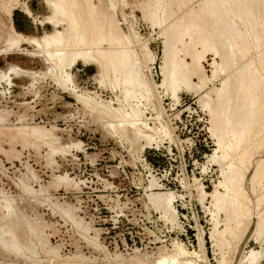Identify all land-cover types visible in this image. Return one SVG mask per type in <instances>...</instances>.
I'll use <instances>...</instances> for the list:
<instances>
[{
	"label": "rangeland",
	"instance_id": "374dc122",
	"mask_svg": "<svg viewBox=\"0 0 264 264\" xmlns=\"http://www.w3.org/2000/svg\"><path fill=\"white\" fill-rule=\"evenodd\" d=\"M50 1L0 0V264H264V0H72L81 47L47 43L67 29ZM187 30L213 32L203 73L223 69L175 99L160 66L166 47L190 63Z\"/></svg>",
	"mask_w": 264,
	"mask_h": 264
},
{
	"label": "bare ground",
	"instance_id": "6f19581e",
	"mask_svg": "<svg viewBox=\"0 0 264 264\" xmlns=\"http://www.w3.org/2000/svg\"><path fill=\"white\" fill-rule=\"evenodd\" d=\"M76 2H78V1H76ZM231 2V1H230ZM247 3V2H246ZM48 4H49V7H51V11H52V15L50 16V18H49V21H51L53 24H56L57 25V23L59 22L60 23V19H57V17H63L62 18V21H66V23H67V29L65 30V31H62V32H60V31H57V32H55L53 35H52V37H54V39L52 40L51 38H48V40H47V38L45 39V40H47V43H48V41H51V43L49 42V44H52V42L55 44V45H59L60 47H61V42L62 41H64V44L66 43V44H72V43H75V42H77L76 44H78V43H80L78 46H80L81 45V40L83 41V42H85L84 44H87L86 43V41L87 40H89V39H86V40H84L85 38L83 37V35H81V33L83 32L84 33V31L82 30L83 28H81L82 26H80V23L78 22V18L77 17H81V15H80V11H77V9H76V4L74 3V1H72V0H52V1H50V2H48ZM78 4V3H77ZM219 4V3H218ZM228 4V3H227ZM78 6V5H77ZM80 6H82V3H81V5ZM80 8H82V7H80ZM84 9H85V7H84ZM218 9V8H217ZM230 10V9H229ZM82 11H83V8H82ZM85 11H87V10H85ZM84 12V11H83ZM214 11L212 10V13H213ZM79 13V14H78ZM252 13V12H251ZM87 14V13H86ZM222 14V13H221ZM31 15V14H30ZM84 15V14H83ZM90 16V15H89ZM64 17L66 18V19H64ZM91 17V16H90ZM217 18L218 17H215L214 19H216L217 20ZM226 18V17H225ZM224 18V19H225ZM246 18V17H245ZM219 20V19H218ZM222 22V21H221ZM186 23V22H185ZM184 23V24H185ZM188 23V22H187ZM214 23V22H213ZM226 24V23H225ZM188 25V24H187ZM89 28V27H88ZM195 28H196V26H195ZM216 28V27H215ZM86 29V28H85ZM198 29V28H197ZM224 29V28H223ZM87 31V30H86ZM90 31V30H89ZM198 31V30H197ZM91 32V31H90ZM187 33H186V35H188L189 36V41L188 42H186V43H184V42H181V44H182V47H181V49H180V52H182L183 53V55L185 56V57H189L190 58V63H186V62H184V60L183 59H180L178 56H177V52H175V56H171V55H168V54H170L171 52L170 51H168V48L166 47L165 49H164V56H163V61H162V64H161V66H160V68H161V74H162V76H163V79H162V85H168V84H172L173 86H172V97L173 98H175L176 99V93H177V90H178V87H179V84L178 83H180L179 81H178V79H180V77H184L185 76V72L186 73H188L190 76H196L197 78H198V85L199 86H202L203 87V85L205 84V82L209 79V80H213L214 78H216L217 76H218V73H219V71H221L222 69H223V67L221 66V64L220 63H218V62H216V61H212V63H211V74H210V76L209 77H207L204 73H203V66H202V60L203 59H205V55L207 54V53H214L215 54V51L217 50L216 48H217V42L213 39V36H214V34H213V32H212V34H209V33H206V32H203V31H198V33H195L194 31H189L188 32V30L186 31ZM223 32V31H222ZM231 32V31H230ZM13 33H15V34H17L18 35V37H20V39H22L23 38V36L21 35V34H18V33H16L15 31L13 32ZM184 34H185V32H184ZM220 34V33H219ZM226 34H228V33H226ZM233 34V33H232ZM85 35H86V32H85ZM95 35V34H94ZM225 36V33L223 32L222 33V36ZM87 36V35H86ZM85 36V37H86ZM88 37V36H87ZM244 37V36H243ZM82 38H84V39H82ZM108 38V37H107ZM227 38H229V37H227ZM91 39V38H90ZM99 39V38H98ZM97 36H96V41L95 40H93V42L95 41V43L97 42V43H99L97 40ZM101 39H102V37H101ZM217 40V39H216ZM91 41H92V39H91ZM99 41H101L100 39H99ZM103 41V40H102ZM109 41H112V40H109ZM108 40H107V42H109ZM113 41H115V40H113ZM219 41V40H218ZM232 41V40H231ZM15 42V41H14ZM19 42V41H18ZM88 42V41H87ZM90 42V41H89ZM88 42V43H89ZM104 42V41H103ZM167 42V41H166ZM92 42H90V44H91ZM109 43H112V42H109ZM108 43V44H109ZM17 44V43H16ZM53 44V45H54ZM63 44V43H62ZM94 44V43H93ZM93 44H91V45H89V46H92ZM113 44V43H112ZM45 45V44H44ZM48 45V44H47ZM83 45V44H82ZM81 45V46H82ZM94 45H96V44H94ZM17 46V45H16ZM67 46V45H66ZM80 46V47H81ZM85 46V45H84ZM83 46V47H84ZM88 46V47H89ZM198 46H200V49L198 50L197 49V47ZM53 47V46H52ZM124 47V46H123ZM222 47V46H221ZM226 47V46H225ZM231 47H232V45H231ZM230 47V48H231ZM57 48V47H56ZM66 48V47H65ZM77 48V47H76ZM87 48V47H86ZM233 48H234V46H233ZM232 48V49H233ZM244 48V47H243ZM246 48V47H245ZM68 49V48H67ZM247 49V48H246ZM76 50V49H75ZM78 50V49H77ZM69 51V50H68ZM79 51V50H78ZM120 51H122V50H120ZM71 52V51H70ZM117 52V51H116ZM115 52V53H116ZM217 52V51H216ZM232 52V51H231ZM102 53V52H101ZM108 53V52H107ZM111 53V52H110ZM110 53H108L107 55H105L106 56V60L105 61H103L102 59L101 60H99V59H93L90 55H91V53H89L90 55H88L87 54V52H72V54L70 55V53H67L66 55H70V57L72 58H70V57H68V58H70L71 60H69V61H71L72 63L73 62H75V60L78 58V57H80V59H82V60H84V63L86 62V63H92L93 65H96L100 70L101 69H104V68H106V67H109V66H111L112 67V70H119L120 69V72L121 73H126V71H128V70H126V67H122L123 66V64H128V62H124V60L122 59V57L124 56V55H122L121 53L119 54V55H121L122 57L120 58H118V56L116 57V55L115 54H110ZM173 53V52H172ZM171 53V54H172ZM224 53V52H223ZM226 53V52H225ZM174 54V53H173ZM222 54V53H221ZM237 54V53H236ZM235 54V55H236ZM98 55V54H97ZM90 56V57H89ZM104 56V57H105ZM62 57H63V54L61 55V59H62ZM95 57V56H94ZM101 57H103V56H101ZM217 57V56H216ZM238 57V56H237ZM56 58V57H55ZM96 58H99V56L98 57H96ZM226 58V57H225ZM60 59V58H59ZM58 59V60H59ZM67 59V58H66ZM126 59V58H125ZM67 60V61H68ZM122 60H123V62H122ZM264 60V59H263ZM55 61V60H54ZM128 61V60H127ZM224 61V60H223ZM64 62V61H63ZM70 62V63H71ZM232 62V61H231ZM69 63V62H68ZM71 63V64H72ZM63 64H65V63H63ZM63 64H58V65H63ZM66 65V64H65ZM109 65V66H108ZM133 65V64H132ZM128 66H130L131 67V65H127V67ZM225 66V65H224ZM132 68V67H131ZM249 68V67H248ZM243 69V68H242ZM245 69H246V67H245ZM114 70V71H115ZM126 70V71H125ZM247 70V69H246ZM245 70V73L247 72ZM250 70H251V68H250ZM134 71V70H133ZM252 71V70H251ZM240 72V71H239ZM242 72H244V70L242 71ZM253 72V71H252ZM124 73V74H125ZM223 73V72H222ZM255 73V72H254ZM59 74V73H58ZM123 74V75H124ZM235 74V73H234ZM242 74H244V73H242ZM247 74V73H246ZM1 75H3V74H1L0 73V76ZM7 75V74H6ZM128 75V74H127ZM248 75H249V70H248ZM250 75H251V73H250ZM253 75V74H252ZM4 76V75H3ZM255 76V75H254ZM118 77V76H117ZM242 77H243V75H242ZM241 77V78H242ZM247 77V76H246ZM256 78H253L254 79V81H255V85L253 86V89L251 90V92H249V90L251 89V87L252 86H250V85H248L247 87H245V90H246V88H247V90H248V93H250L249 95H252L251 93L254 91H257V90H260L261 88H262V86H261V83L258 81V77L257 76H255ZM185 79H186V76L184 77ZM183 78V79H184ZM232 78V77H231ZM237 78V77H236ZM245 77H243V79H244ZM248 78H249V76H248ZM126 79V78H125ZM187 79H189V77L187 76ZM186 79V80H187ZM252 79V80H253ZM122 80H124V79H122ZM227 80V79H226ZM240 80V79H239ZM239 80H235V81H239ZM245 80V79H244ZM244 80H242V81H244ZM249 80V79H248ZM251 80V79H250ZM249 80V81H250ZM251 80V81H252ZM184 81V80H183ZM188 81V80H187ZM187 81H185L186 82V85H187ZM230 81V80H229ZM229 81L227 80V83H229ZM247 81V80H246ZM248 81V82H249ZM261 81V80H260ZM234 82V81H233ZM241 82V80L239 81V83ZM248 82H247V84H248ZM253 82V81H252ZM226 83V82H225ZM238 83V84H239ZM243 83V82H242ZM246 83V82H245ZM177 84H178V87H177ZM182 84V83H181ZM185 84V83H184ZM241 84V83H240ZM251 84V83H250ZM263 84V83H262ZM235 85V84H234ZM251 85H253V84H251ZM224 87L221 89V90H219V94H217V97H219L220 98V96L221 95H223V97H224V95H226L227 96V91L228 92H230L229 91V89L227 90V87H225L226 85L224 84L223 85ZM229 86V85H228ZM231 86V85H230ZM244 86V85H243ZM164 87V86H163ZM237 88V87H236ZM235 88V89H236ZM250 88V89H249ZM234 89V90H235ZM238 89H240V88H237V90ZM242 89V88H241ZM244 89V88H243ZM169 90V89H168ZM237 90H236V92H237ZM262 90V89H261ZM263 90H264V87H263ZM261 91L260 92V94L262 95H264V91ZM247 92V91H246ZM216 93H218V92H216ZM241 93V92H240ZM257 93V92H256ZM246 94V93H245ZM240 94H239V92L237 93V96L236 97H238ZM254 95V94H253ZM225 96V97H226ZM257 96V95H256ZM178 97V96H177ZM227 97H229V96H227ZM241 97H242V95H241ZM240 97V98H241ZM253 97H255V96H253ZM240 98H238V99H240ZM261 98H263L264 99V97H261ZM222 99V98H221ZM237 99V98H236ZM242 99H245V98H242ZM255 99V98H254ZM257 99V98H256ZM255 99V100H256ZM202 100H207L208 101V99H206V97H202L201 99H200V101H202ZM224 100V99H223ZM226 100H227V102H226V104L224 105L223 104V108H220V109H222L223 111H225L226 109H227V111H228V108H227V105H228V102H231L230 100L228 101V99L226 98ZM241 100V99H240ZM259 100V99H258ZM199 101V102H200ZM221 101V100H220ZM225 101V100H224ZM249 101V100H248ZM203 102V101H202ZM237 102H238V100H237ZM243 102V101H242ZM245 102V101H244ZM241 103V102H240ZM240 103H238V104H240ZM250 103V102H249ZM262 103H264V100L262 101ZM202 104V103H201ZM236 104L237 103H235V107H236ZM246 104V103H245ZM260 104V103H259ZM204 105V104H203ZM241 105V104H240ZM262 105H264V104H262ZM261 105V106H262ZM207 106V105H206ZM205 106V107H206ZM230 106V105H229ZM239 106V105H238ZM247 106V105H246ZM208 108H209V113H210V115H212L213 114V112H215V110L214 109H212V106H211V104H210V107L208 106ZM231 108V107H230ZM234 108V107H233ZM238 108V107H237ZM217 109H218V105H217ZM234 109H236V108H234ZM234 109L232 110V111H234ZM249 109V108H248ZM247 109V110H248ZM237 110V109H236ZM235 110V111H236ZM239 112H240V114H239ZM246 112H248V111H246ZM228 113H230V112H228ZM233 113V115H231ZM234 113H238V115H237V117H236V122H240V121H242L241 119H243L245 116H248V114L246 115V113H244V111H242V113H241V111L240 110H238V112H231V116H234L235 114ZM218 114V113H217ZM220 114H222V113H220ZM227 114V113H226ZM225 114V115H226ZM218 117H219V115H217ZM227 116V115H226ZM231 116H229L228 115V117H231ZM214 117H216V115L214 116ZM235 117V116H234ZM234 117H232L233 118V120L235 121V119H234ZM227 118V117H226ZM225 118V121L227 120ZM212 119H213V117H212ZM229 119V118H228ZM250 119V118H249ZM215 120H217L216 118H215ZM232 120V121H233ZM219 121V120H218ZM228 121V120H227ZM231 121V120H230ZM233 121V122H234ZM212 122V121H211ZM236 122H234V124L236 123ZM227 123H229L230 125H231V128H232V122L230 123V122H227ZM238 123H236L237 125H239ZM246 124V123H245ZM244 124V125H245ZM221 125V124H220ZM242 126V125H241ZM233 128H235V125H234V127ZM238 128V127H237ZM237 128L236 129H234V131H240V130H237ZM216 130L217 129H215V124L212 122V126H211V131H212V135H216ZM245 130V129H244ZM242 131V130H241ZM225 132V131H224ZM222 133V132H221ZM237 133H240V132H237ZM236 133V134H237ZM236 137V136H235ZM223 138V137H222ZM217 139V138H216ZM221 140V139H220ZM221 141H219V139H218V141H217V143H218V147L220 148V147H222L220 144ZM213 156H214V154H213ZM263 166V165H262ZM259 168V167H258ZM255 179V178H254ZM233 188V187H232ZM236 190H238V189H236ZM154 199H156V200H162L163 202H164V205H165V208L166 209H170V200H171V196L169 195V194H162V195H156L155 196V198ZM256 253V252H255ZM251 253V256L253 257V256H255L256 254L258 255V253ZM162 263V262H161Z\"/></svg>",
	"mask_w": 264,
	"mask_h": 264
},
{
	"label": "trees",
	"instance_id": "16d2710c",
	"mask_svg": "<svg viewBox=\"0 0 264 264\" xmlns=\"http://www.w3.org/2000/svg\"><path fill=\"white\" fill-rule=\"evenodd\" d=\"M13 22H14V26H15V28H16L18 31H21V29H20L19 26L17 25V19H16V18H14Z\"/></svg>",
	"mask_w": 264,
	"mask_h": 264
}]
</instances>
